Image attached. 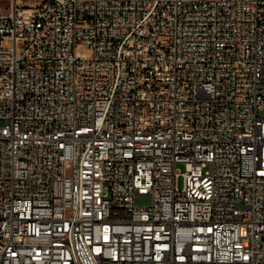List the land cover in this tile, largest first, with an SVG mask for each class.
<instances>
[{
    "label": "built area",
    "instance_id": "obj_1",
    "mask_svg": "<svg viewBox=\"0 0 264 264\" xmlns=\"http://www.w3.org/2000/svg\"><path fill=\"white\" fill-rule=\"evenodd\" d=\"M3 1L0 264H264V0Z\"/></svg>",
    "mask_w": 264,
    "mask_h": 264
},
{
    "label": "rangeland",
    "instance_id": "obj_2",
    "mask_svg": "<svg viewBox=\"0 0 264 264\" xmlns=\"http://www.w3.org/2000/svg\"><path fill=\"white\" fill-rule=\"evenodd\" d=\"M3 7H5L4 1L0 0V8H3ZM259 114H260V116L264 117V108L262 110H260ZM178 167L181 171H185V166L183 164H179ZM179 184H180V187L183 186V177L182 176L179 178ZM136 203L137 204H150L151 203V197H149V196H137L136 197Z\"/></svg>",
    "mask_w": 264,
    "mask_h": 264
}]
</instances>
